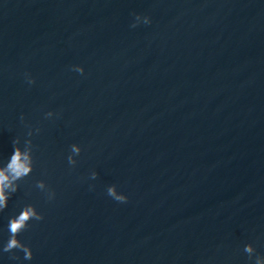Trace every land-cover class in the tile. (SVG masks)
<instances>
[{
  "label": "water",
  "instance_id": "1",
  "mask_svg": "<svg viewBox=\"0 0 264 264\" xmlns=\"http://www.w3.org/2000/svg\"><path fill=\"white\" fill-rule=\"evenodd\" d=\"M132 13L151 24L131 28ZM28 126L35 167L0 213V227L21 202L44 216L20 236L25 264L264 254V0H0V159Z\"/></svg>",
  "mask_w": 264,
  "mask_h": 264
},
{
  "label": "clouds",
  "instance_id": "2",
  "mask_svg": "<svg viewBox=\"0 0 264 264\" xmlns=\"http://www.w3.org/2000/svg\"><path fill=\"white\" fill-rule=\"evenodd\" d=\"M131 28L151 24V18L148 15L132 13ZM70 71L77 74H84V67L75 64L70 66ZM26 83L31 86L35 79L30 73L25 72ZM58 113L51 110L43 113L45 120L55 118ZM20 120H24L23 114ZM40 132L39 127L28 126L27 132L23 137L16 136L12 140V151L6 159H0V213L8 207L9 200L21 188V182L29 177L35 167L34 149L32 137ZM82 152L81 145L71 143L67 147L66 161L69 167H75L78 163V157ZM98 173L92 169L88 173L89 180H96ZM91 188L92 185H89ZM34 188L42 195L44 201L51 202L55 198V191L46 183L44 179H38L34 182ZM106 195L118 203H126L128 196L118 191L116 184L106 186ZM44 219L42 212L37 205L32 202H21L17 211L7 217L6 223L0 227V264H3L4 254H8L7 259L11 264H25L33 260V249L25 243L20 236L27 231L33 223H38ZM4 233H7L4 238ZM243 253L247 256L248 264H264V254L257 252L253 243L243 244Z\"/></svg>",
  "mask_w": 264,
  "mask_h": 264
}]
</instances>
